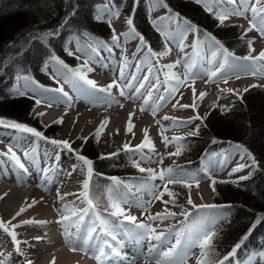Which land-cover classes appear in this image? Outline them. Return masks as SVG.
Instances as JSON below:
<instances>
[{
  "label": "rangeland",
  "instance_id": "1",
  "mask_svg": "<svg viewBox=\"0 0 264 264\" xmlns=\"http://www.w3.org/2000/svg\"><path fill=\"white\" fill-rule=\"evenodd\" d=\"M150 3L153 7V19L156 22L157 27L164 28L166 26L167 28V33L169 32V40L171 41L172 45L174 48H171L170 51H167V55H164L163 58L165 60L162 61H167V59L172 60L173 64L175 65L174 68L169 69L166 67L168 64L162 65V74H164L165 77L173 79V74L176 73H183L184 79L182 80L183 83L180 84L179 86V91L176 92V95H170V99H173V101H177L179 103H183L188 105L189 107L185 108L181 112L185 113V115H189L191 117L190 124L186 127L183 128H176L172 127L169 123L168 120H164L165 117L168 116V114H172L174 112H177L178 110L173 111L171 109H168L169 106L173 103L171 101V104L167 105H162L159 109L155 108V111L153 112L151 108H147L144 105H141L139 100H140V95L136 94L133 98L131 99V91L132 87L128 88L129 93L126 92L124 96L120 95V89L125 88L126 89V84H125V79L121 78V70L124 73V69L128 70L130 68V62L131 59V53L133 50L139 46V50L143 49L144 51H147L145 48H141V45L139 44V39L135 36H130L128 38H125L124 35L121 34V30L125 32L129 31V28L126 24V20L129 18L124 13H119L118 17H112L111 22L113 24V28L115 29V33L117 36H119L120 40L122 43L120 44V47L118 51V57L113 58L108 56V52L104 49L101 48L102 51L105 52V57L107 58V62L103 63L100 61L99 57L95 56L93 59L95 61V64L99 65H105V66H100V72L103 75V82H97L98 85H101L102 87L106 88L109 84H112L113 81L117 82L116 87L111 88L112 95L106 96L107 100L110 102H113L114 106L110 105H105L103 107H91L90 112H95L98 115V119L96 122H94L90 127H88L85 123L80 124L78 127L71 126L69 129H67V136L64 137L63 131L65 129L64 124L66 122V119L68 118V114L71 112V109H73L67 102V99H72L74 98L72 96L75 95L76 97H82V96H91L92 100L94 99V103L97 102L95 101V96L91 94V90L89 87L78 84L77 88H79V91L77 88L73 87L72 83L67 82L65 79L61 77L59 82H64L66 81L68 85L64 83H60L61 86L63 87V90L68 94V97H64L61 93H57L56 91H44L43 89H48V88H37V83H33L32 79L29 81H25L23 79L21 80H16V88H18L21 91H26L27 95L30 96H37L39 99H41V103L37 104V110H34L33 115L39 114L41 117V122L43 124L47 125L50 122L55 124V132L52 134L51 137H46L44 134L43 136L48 138V140L37 138L33 136L32 134H24L20 132H16L15 129L7 128V129H0V153H5L7 152L8 149V143H14L17 145H30L33 148V151L29 154V156L34 158V161L30 159L29 157H26L25 155L19 157L21 162L24 164V168L27 169V171L31 170L33 171V165L38 164L42 161V154L49 153L50 156V161L48 162V167L50 168H55V163L59 159L62 160L64 159L68 154H71L72 159L74 160L73 166H76L77 171L82 172L84 175V181L87 180L88 182L90 181V177L87 175V166L83 164L82 161L77 159V157L72 153L74 152L75 154L77 152L75 151H68L67 149L63 148L62 146H54L49 142V140L55 139V140H60L64 141L67 140L73 149V142L77 141L80 137L82 140H87L89 137H91L92 133L96 130H99V135H98V147L103 155L107 156H115L116 154L122 152L123 150H126L124 148V143L121 144L122 141H125L126 139L134 141V130L132 132H127L125 131L126 127L129 126V123L131 125L134 123V119H132L133 116H136L137 118L141 119L142 117H147L150 119L152 124L157 125L159 129L164 132L165 134H174V133H179L183 132L180 135H177V137H185L188 135H193V133H196V129H200L201 126L203 125L204 118L213 110L214 107H219L220 109H228L229 107L232 106L234 102H236L239 99V95L237 96L235 93H228V95L224 96L223 98L217 100V91L213 87L218 86L222 87V84H228L229 89L231 90H236L237 92H241L244 89H246L251 83V81H255V79H245L246 77H243L241 74H247L250 73L252 75H256L261 79V85H264V67H261L262 74H258V71L256 69V62L253 63L252 61H238L236 59H229L228 65L225 66V68L222 70V72L218 75L216 79H213L212 85H206L208 87H212L213 90L208 89L205 87L204 90H199V85H203L205 82L196 78L193 80L190 77L186 78V73L188 71L187 66L189 64H193L194 66L191 69V73L194 76V74H199L200 77L206 76V65L204 63V58L205 56V51L209 50L212 52L213 50L217 51V56H219L222 60V55L220 49L214 45V42L211 41L209 38L204 39L202 43H199L198 46L194 47L193 53L189 55V58H183V53L186 52V50H183L182 43H184V39L187 38L186 40L189 42V44L193 42V38L195 37V26L194 30L187 31L183 34V36H180L177 34V32H173V24L175 20L172 21H165L162 20L161 18L167 17V8L163 7L162 5H158L154 3V0H150ZM237 6L240 5V0H236ZM105 6L112 8L113 7L108 5H104L100 9H103ZM225 6V7H224ZM223 8H230L232 7L228 3H224ZM114 8L113 10H115ZM107 16V15H105ZM104 16V18H105ZM156 16H159V18H156ZM242 17V19H241ZM251 19V13L248 12L245 14V16H232L229 19H226L224 21V25L227 24H238L239 32H240V37L242 38H248L249 41L252 43L249 45L251 49H254V51H251L249 54H251L253 57L258 53V51L261 49V47L264 45V36L260 34L257 30L253 29L252 31H248L249 25L248 21ZM174 33V34H173ZM94 40L95 44L97 41L103 42L102 40L98 39H92ZM67 44L69 48L76 49L77 51V61H78V66L76 68H82V70L86 73L87 78L92 77V72L94 71V68H90L87 66V68H83L85 65V60H86V55L82 54L80 49L85 48V45L78 40L76 36H70ZM249 44V43H248ZM192 48V47H191ZM190 48V49H191ZM235 50V49H233ZM236 51V50H235ZM173 54H175V57H171ZM104 55V53H103ZM196 55V57H194ZM211 56V54H210ZM259 56H257L258 58ZM212 58V56H211ZM194 61H199L195 63ZM214 62L215 60L212 59ZM261 63L264 64V60H261ZM65 64V63H64ZM217 65V64H216ZM215 65V67H216ZM232 65H236L233 67ZM47 67H45V71L49 70L53 73H56L60 76L59 73L63 75V73L66 71L62 67H60L56 61H53L49 59L47 61ZM68 66V65H67ZM69 67V66H68ZM232 69L233 72H239L235 75L232 76V79L228 78L225 82L224 77H227L226 72L229 71V69ZM90 69V70H88ZM59 70V71H58ZM114 72V74H111L110 72ZM116 70V72L114 71ZM49 72V71H48ZM135 72V71H133ZM132 72V73H133ZM175 72V73H174ZM117 74V75H116ZM25 76V75H21ZM30 77L29 75H26ZM120 76V78H117ZM64 77V76H63ZM31 78V77H30ZM257 78V77H256ZM92 79V78H91ZM121 79V80H120ZM209 80V78H208ZM202 81V82H201ZM172 82H175L173 79ZM191 83H194L191 85ZM222 83V84H221ZM207 84V83H206ZM40 86V85H39ZM172 86H175L172 84ZM235 86V87H234ZM239 86V87H238ZM195 89V95H193L192 89ZM236 88V89H235ZM32 89H36L35 93L32 91ZM69 91V92H68ZM230 91V90H229ZM137 93V92H136ZM204 94L203 97H201V94ZM180 95V96H179ZM179 97V98H177ZM145 98V97H144ZM175 98V99H174ZM216 99L217 103L211 104L209 106V109H206L205 111L202 110V107L206 101L208 102H213ZM120 102H130V105L128 107L124 106H116V103ZM53 102H56L54 104ZM195 104V107L192 105ZM144 109V110H141ZM180 112V111H178ZM43 113V115H41ZM73 115H76V112L72 113ZM131 114V121L129 120ZM49 117L51 120L46 121V118ZM71 117V116H70ZM199 117V118H196ZM121 119L122 121V135L119 136V138L115 139L113 134L117 132V128L113 126V121L115 119ZM189 118V117H187ZM62 120V122H60ZM56 121H58L56 123ZM104 125L103 128H101V125ZM28 126V125H27ZM33 128V127H32ZM142 131V129H140ZM4 132V133H3ZM63 138V139H61ZM151 140L152 145L154 146V151L153 150H144L142 152L135 151L136 146L133 145V142L131 144L128 143L131 149L133 151H130V155L133 156L135 164L139 165V168H144V169H152L157 173V178L152 179V177H143L139 176L135 179L134 186L131 188V191L125 187V185L121 183H115L112 186V193L115 195V197H123L126 202L121 203V207L124 209L125 215H131L133 217H136V219H142L147 220L153 228H158V225H169L172 222L177 224L178 226L183 225V217H188L189 213L194 209V206H199V205H213V202L216 201V191L213 190V186H211V178L210 176L207 175L206 170L213 171L216 167L223 170V178L220 179H225V180H238L240 177H244L248 175L253 167H251L252 162L249 159L248 155L246 152L243 151V149L238 148L236 146H232L226 151L221 152L219 155H214L211 158H209L206 163H204L203 167L196 172H191L188 167L184 166L182 162L179 159V154L178 155H170V153H176L179 149L182 147V140H174V139H169V142H161V141H156V140ZM36 144V145H34ZM50 147H52L50 149ZM13 150V148H12ZM45 150V151H44ZM74 150V149H73ZM14 151V150H13ZM15 152V151H14ZM45 152V153H44ZM79 152V151H78ZM16 153V152H15ZM78 154V153H77ZM54 156L56 158L54 159ZM148 157L147 159H144L143 157ZM70 157V158H71ZM161 157H162V162H161ZM0 173L4 176L3 181H1L0 185L1 187H5V189L9 192V194H17L18 198L21 196L25 195V198L27 197V194L29 192L33 191L35 188H39L38 185L32 186L31 184H25V183H19L17 180L18 178L13 177L11 174L8 173H3L1 170V167L3 165H6V169H10L9 167L13 166V164L8 160L7 157L5 156H0ZM245 165L240 171H233L236 169L239 165ZM11 165V166H10ZM47 167V168H48ZM18 171L22 172L21 169L16 167ZM167 168H172L174 172H187L191 176L196 178V181H198V187L196 181L192 182L191 188H185L187 191H183L180 189L178 184H167V189L170 192L175 193L174 197H170L167 195L166 192H164V186H165V181H161L159 179V171L161 169H167ZM69 169V168H68ZM77 171L71 172L70 176L66 179L65 182H62L61 186H58V189H60V192L62 191L63 196L61 197V201L57 203L56 205H53L51 203H47L44 205V213H41L40 210L33 209L35 204L33 202L28 201L27 205H29V209L33 211L35 214L39 215L42 217V219H46L47 217L45 216H52L56 219L55 224H48V225H42L44 226L43 229H32V236L35 237L37 236V241H41L43 238L45 240L42 241L41 245L45 248V250H40L37 251V249L32 248L30 245L29 247H25V254H28V260H31L32 264H43V258H48L50 255L49 253H52L58 248H63L67 249L71 252L72 246L69 243L65 244H60L59 240L57 238L63 237L64 230L65 228L67 229H73L75 224L74 223H59L57 224V221L61 220L62 216H71L70 211H65L66 206H71L72 208L76 209L77 211H80L81 209H84L83 207H87L88 211L93 212V208H90V206L86 203L84 200V197L82 195L83 193V185L81 188H77L74 185V175L76 174ZM52 172V171H51ZM214 172V171H213ZM23 173V172H22ZM53 173V172H52ZM25 174V175H24ZM28 173H23L20 178L26 180V178H31L33 177H27ZM58 175V174H57ZM68 175V174H67ZM48 177L50 178V174H48ZM58 178V177H57ZM54 177L50 178V181L48 182L49 185L55 184L54 183ZM29 180H26V183ZM35 182V181H34ZM210 182V185H209ZM203 185H206L208 187V192L204 193L203 192ZM57 189V190H58ZM153 190H156L158 193H163L161 199L154 198L153 196ZM54 194V192L52 193ZM79 196V199L77 201H72L75 197ZM189 198L192 200V204L188 203ZM28 199V197L26 198ZM24 199V200H26ZM82 200V203H79ZM28 209V211H29ZM4 210L1 209L0 206V219L3 217L5 219H8L9 215L8 213H3ZM27 211V212H28ZM26 211L23 212L27 213ZM48 213V214H47ZM167 213H174V216H167L165 219H150V217H157L159 214L160 216H165ZM187 213V215H185ZM6 214V215H5ZM85 215V214H84ZM198 216L199 218L195 222L193 226V232L194 234L195 230L198 229L197 225L200 226V229H211V227L221 219L223 216V213L220 210H216L214 208H201L198 211ZM123 217V216H121ZM91 216H89V219ZM76 218L73 216L72 221H75ZM160 220V221H159ZM112 218L110 217V220L108 221L111 228H115V223H112ZM199 222V223H198ZM45 224V223H44ZM70 224H73V227H69ZM108 224V225H109ZM122 226H130L127 224H120ZM148 225V224H147ZM20 228V227H19ZM17 228V230L19 229ZM29 229V230H30ZM142 232H144L143 229H140ZM24 231V228L21 230ZM16 232V231H15ZM17 233V232H16ZM118 234H121V231H117ZM175 231L171 235L173 236V241L177 239L175 236ZM179 233V232H178ZM177 233V234H178ZM20 234V233H19ZM180 235V234H179ZM9 234L5 236V240L8 243V246L11 250L10 254L14 256L12 249H11V242L8 238ZM175 236V237H174ZM24 237H29V236H24ZM48 237H52L53 240L45 242ZM189 238V237H188ZM146 239V238H144ZM149 239V238H147ZM155 242H152L150 244V247H153ZM147 244H149V241H147ZM36 245V244H34ZM174 252L173 255L176 256L174 259L173 256L170 258L172 261H175L176 264H179V262L182 260L183 264H200L201 262V257L205 253L206 249L202 250L198 244L196 246L192 243L190 239L185 241L183 245L181 244L178 246H174ZM167 251V250H165ZM79 253L80 250L74 251V253ZM44 253V254H42ZM30 254V255H29ZM40 257L42 258L40 260ZM187 259H186V258ZM250 261H252V264H264V256H261L260 254H256L252 256ZM14 258V257H13ZM39 258V259H38ZM18 259V257H16ZM137 262L139 264H156V261H151L148 259H138ZM136 262V263H137ZM246 264H249L246 263Z\"/></svg>",
  "mask_w": 264,
  "mask_h": 264
},
{
  "label": "trees",
  "instance_id": "2",
  "mask_svg": "<svg viewBox=\"0 0 264 264\" xmlns=\"http://www.w3.org/2000/svg\"><path fill=\"white\" fill-rule=\"evenodd\" d=\"M107 1L0 0V118L30 124L47 135L55 132V127H45L39 117L33 116L35 103L30 98L15 94L16 76L28 74L42 84L52 86L54 81L44 70L45 61L55 55L75 66L77 60L65 48L72 34L84 42H88L89 36L111 42L112 27L106 20L95 18L98 6ZM112 1L132 17L133 24L146 35L157 51H165L160 34L149 20L147 0H139L134 11V0ZM166 2L172 11L190 20L201 32L212 33L239 54L249 53L248 44L240 37L237 26L220 24L213 13L194 0ZM73 11L75 15H71ZM65 18H68L67 24H63ZM48 32L59 34L48 36L46 43L36 38ZM242 97L240 102L227 110L215 107L205 118V124L197 135L184 140L179 153V158L189 162L191 169L195 170L204 153L239 142L251 151L258 163L246 176L247 179L235 182L215 180L216 201L230 205L225 207L226 218L212 236L211 249H207L203 259L205 264H214L218 258L226 256L249 229H252L251 234L238 249L239 258L247 256L250 251L264 250V220L256 223L260 217H264V86L251 88ZM98 138L95 133L87 140L79 139L75 146L92 160L94 199L109 209L111 203L103 193L107 181L101 174H117L130 181L125 174L136 173L138 169L126 153L115 157L103 156L98 147ZM178 186L187 191L183 184ZM226 263L232 264L231 260Z\"/></svg>",
  "mask_w": 264,
  "mask_h": 264
},
{
  "label": "snow or ice",
  "instance_id": "3",
  "mask_svg": "<svg viewBox=\"0 0 264 264\" xmlns=\"http://www.w3.org/2000/svg\"><path fill=\"white\" fill-rule=\"evenodd\" d=\"M138 3H139V0H134L133 11L135 9V5H137ZM154 3L158 4V5H162L165 8H168V5L166 3H164V0H154ZM196 3L204 4L206 11L213 13L216 16V19L219 21L220 24H223L226 19H229L232 16H245L246 13L250 12L251 13V19H249L248 31H252L253 29H255L258 32H260V34L262 36H264V0H240L239 6H237L236 0H196ZM224 3H228L232 7L223 8L222 5ZM168 11H169V13H171V15L164 17V18H161V19L165 20V21L175 20L177 22V29H176L177 34H179L180 36H183V34L185 32L190 31V30H194V26L191 25L190 21H188V20L180 21V14L179 13H172L171 9H168ZM71 15H75V11H73L71 13ZM105 15H107L109 17L107 22L109 23V25H111V18L119 16V9L113 10L112 8L105 6L103 9H98L95 18L97 20H102V19H104ZM67 23H68V18H65V20L63 21V24H67ZM153 23L155 24L156 22L154 21ZM126 24L129 28V31L123 33L124 37L128 38L130 36H135L140 40L141 48H145V47L147 48V55L144 57V61H149L153 57L167 55L166 51L165 52H159V53L154 52L152 50V48L147 45L146 41L144 40V37L140 33L136 32L131 16L126 20ZM61 26H63V25H61ZM157 31H161L162 34H166L167 28H166V26L163 29L160 27H157ZM112 32H113L112 47H109L107 43L97 41L95 47H93V45H87L86 48H81L80 49L81 53L86 55L88 58H92L93 55L98 56L101 48H107L109 53H111L113 51V47L118 46V42L120 39L119 36H117L115 34V29H112ZM58 34H59L58 32H48V33H44L42 36L36 37V38H39L46 43L48 36L58 35ZM209 39L211 41H213L214 45L217 46L219 49H223V55H222L223 63L217 64L215 69H212L209 72L205 73V75H209L210 77L215 78V77H218V75L222 72V70L225 68V66L228 65L229 58L232 57L233 54L231 52H228L227 49H224L223 45H221L220 42L218 40H216L215 37L209 36ZM199 43H200L199 40H197L196 45H194V47L198 46ZM248 43L250 45L252 42L248 41ZM251 51H254V49L249 48V52H251ZM69 54L72 55L73 53H69ZM211 56H212V59L215 60L217 57V51L213 50L211 52ZM234 59H237V60L242 59V60H246V61H252L253 63H255L257 59L264 60V51H261L259 53L258 58L253 57L251 55H248V56L242 57V58L235 57ZM51 60L56 61L60 67H62L63 69L66 70L63 73L64 79L67 82L72 83L74 88H77L78 84H82L85 86H89L94 91H99L102 93H108L109 95H111V93H110L111 88L118 86L117 82L113 81V83L109 84L106 88H98L95 81L87 78V75L82 70V68H69L66 64H64V61L60 60L59 57H57L55 55H53L51 57ZM193 66H194L193 64H189L187 66L188 71L186 73V78L190 77L191 79L194 80L196 77L193 76L191 73V69ZM232 66L235 67L236 65H232ZM166 67L171 69V68H174L175 65L174 64L173 65H167ZM83 68H87L86 63L83 66ZM88 70H90V69H88ZM121 77H123V71H121ZM52 78L55 80L56 76H53ZM16 79L18 81L21 79H23L25 81H29L31 78L26 76V75L25 76L17 75ZM133 79H135V78H133ZM144 79L146 82L148 77H145ZM224 79L226 82L227 77H224ZM32 82L35 83L34 81H32ZM57 83H59V81H57ZM181 83H183V81H180V80L176 81L177 85H179ZM42 87L43 86L37 85V88H42ZM143 87H144V84H140V88H143ZM43 90L44 91H53V89H43ZM77 90L79 91V88H77ZM13 91L15 92V94L20 95V96L27 95L26 91H21L18 88L13 89ZM32 91L35 93L36 89H32ZM54 91H56L57 93H61L64 97H68V94L63 91L62 86L57 87L56 89H54ZM136 91L139 92V89H137ZM171 91L174 93L175 87H173L171 89ZM192 91H193V95H195V89L194 88L192 89ZM120 95L121 96L125 95L123 88L120 89ZM203 95L204 94L202 93L201 97H203ZM149 98H150V94H149ZM159 99L164 100L166 98L164 96H161V97H159ZM35 103L40 104L41 99H39V98L35 99ZM144 103L147 105L148 99H145ZM120 106L122 107L123 105H120ZM192 106L195 107V104H193ZM183 107L187 108L189 106L183 105ZM141 110H144V109H141ZM154 111H155V109H153V112ZM41 115H43V113ZM196 118H199V117H196ZM165 119H168V117H165ZM129 120L131 121V114H130ZM60 122H62V120ZM183 123L186 126V124L188 122H183ZM0 126L15 129L20 133H29V134H32L33 136L37 137V138L48 140V138L43 136L42 132L36 130L35 128L27 126L23 123L5 120L3 118H0ZM103 126L104 125L102 124L101 128H103ZM132 127L133 126L131 125V123H129V127L127 129L128 132H132ZM198 131H199V129L197 128L196 132H198ZM193 134H195V133H193ZM97 135H99V132L97 133ZM173 139L174 140H182L184 138L183 137H174ZM164 140L167 143L168 138L165 137ZM49 142L53 145L62 146L63 148L67 149L70 152L75 151L72 149L71 144L67 140L60 141V140L52 139V140H49ZM236 147L242 148V146H239V145H237ZM124 148L126 150L133 151V149H131L128 144H125ZM144 148H149L150 150L154 151V146L152 145L151 141L147 138V136H146L145 140L140 145L136 146L135 151L142 152ZM243 151L246 152V154L248 155L249 159L252 162V165L258 166V163H257L255 157L252 156L251 153H247V150H243ZM178 154H179V149L176 153H170V155H178ZM24 155L26 157H29L30 159H32L33 162H35L34 158L29 156V153L25 152ZM0 156L7 157L8 160L13 164L14 168L18 167L19 169H21L25 172L27 171V169L24 168V164L21 162L20 158L12 150L11 145H9L8 151L5 153H0ZM143 158L147 159L148 157L145 156ZM77 159L82 161L83 164L87 166V175H88V177H91V175H92V161L87 159L86 157L80 156V155H77ZM161 162H162V157H161ZM0 163H2V161H0ZM136 166L139 168L138 164ZM243 167H245V165H243V164L239 165L233 171H240ZM41 171L45 175H47V172H48L47 169H41ZM139 171H141V172L148 171L152 174V179L157 178V173L152 169L139 168ZM158 176H159V179L161 181H165L164 192H166L167 195H169L170 197H174L175 193L168 191L167 184H183L184 187L191 188L192 182L196 181V178L191 176L189 173L183 172L182 170L179 172H174V170L172 168L161 169L159 171ZM113 179H115V178H113ZM240 179H247V177H240ZM196 183H197V187H198V181H196ZM215 183H216V181L213 180L212 181L213 190H215L214 189ZM88 189H89V183L87 180H85V182L83 183V190L84 191H83L82 195H83L86 203L91 208L94 209L95 204L93 203L92 199L89 198ZM162 195H163V193H158L156 190H153L154 198L161 199ZM109 200L111 202V208L114 210L112 212L113 216H118V217L123 216L125 219H127L129 221L135 222L136 217H133L131 215H125L124 209L121 207V203L126 202V200L123 197L118 196V197L113 198L110 195ZM188 203L192 204V200L190 198L188 200ZM200 207L214 208L217 206L216 205H202ZM65 211H70L71 216H62L60 222L66 223V224L67 223H74L77 227L76 233L69 232L67 228H65V230H64L65 239L72 246L73 251L80 250V251L88 252L89 246L91 244L92 247L95 249V258L98 261L101 260V258L106 257V256L114 255L116 257H121V253L118 250V246L120 244V241L117 240L116 233L112 229L109 228V226H108L109 222L107 220L101 218L99 216V213L96 214V218L92 220L91 225L89 227H87L86 231L83 233V235H81V233L79 231V223L83 222L84 214L87 212V210L85 209L83 211H77L76 209L72 208L71 206H66ZM174 215H175L174 213H167V215H165V216H160L158 214L157 217H150V219H161L162 220V219L167 218V216H174ZM185 215H187V213H185ZM73 216L76 218L75 221H72V219H71V217H73ZM260 220H264V217H260L256 221V223L257 224L260 223ZM97 225L100 226V232L103 233L104 236L110 237V240L104 239L103 236L96 237ZM18 226L19 225H17V227ZM137 227L139 229L145 230L144 232H140L138 234V236H137L138 240H142V239L146 238V236H151V239H154V240H161V238L163 236V233L155 234L156 230L154 228H151L147 224H139V225H137ZM254 227H255V224L253 225V228ZM0 228H3L4 231L10 235V237L12 238L13 244H14L15 251L20 256H22V253H20V249H19L20 241L17 239V233L15 231L8 232V228L4 227L2 222H0ZM251 231H252V229H249V232L246 233L241 238L240 243H237L235 245V247L233 248V250L229 254V256H235L236 249H239L241 247V244L245 240H247L248 235L251 234ZM213 235H214V231L212 229H208V228L197 229V230H195L194 234L189 236V239L192 241L193 244H198V246L202 250L211 249V239H212ZM74 241H79V243H75ZM113 242H115L116 246H114ZM180 243H181V240L179 238H177L176 245L179 246ZM106 249H107V251H105ZM149 251H152V249L150 248ZM173 252H174V249L170 248L168 251H165L161 255H158L156 257V264H176L175 261H172L170 259L173 256ZM260 255L264 256V253H260ZM121 259L127 261L128 264H134V259L128 260V258L126 256L121 257ZM228 259H229V257L226 256L222 260H219L217 262V264H225V261H227ZM2 264H10V257L8 258L7 261L2 262ZM26 264H32L31 260L26 261ZM179 264H183V261L181 260L179 262ZM200 264H205V262L201 261ZM208 264H210V262H208ZM249 264H252V262L249 261Z\"/></svg>",
  "mask_w": 264,
  "mask_h": 264
},
{
  "label": "bare ground",
  "instance_id": "4",
  "mask_svg": "<svg viewBox=\"0 0 264 264\" xmlns=\"http://www.w3.org/2000/svg\"><path fill=\"white\" fill-rule=\"evenodd\" d=\"M158 18V17H157ZM242 19V17H241ZM124 31L121 30V34L123 35ZM187 38L184 39V43H182V47L183 50H186L185 53H183V58H189V55L193 52V49H190L192 47V44L186 40ZM264 48V45L262 46ZM261 47V49H262ZM205 58H204V63L207 66L206 67V72H209L210 70L215 68V65L218 62V59H216L214 62L212 61V58L210 56L211 51L206 50L205 51ZM172 58L175 57V54H173L171 56ZM174 59V58H173ZM172 60L167 59L166 62L162 61L161 65H173V62H171ZM91 62V67L90 68H94V71L91 73L92 74V79L91 80H95L97 82H103V75L98 72L100 71V66H105V65H99V64H95V61L93 58L90 59ZM130 62V69L133 67V62L132 59ZM149 68H151V72L150 74L148 73ZM122 71V70H121ZM108 72H110L108 70ZM129 71L127 70L126 74L122 77L126 80V82L128 83L129 86H126V89L123 88L124 92H128L129 93V89L132 87V91H131V99H134L133 97L136 94H139L142 96H148L147 94H144L145 89L142 88L141 90H139V92H137L136 88L137 85L139 83L140 80H144V78L146 77V75L148 76V79L146 81V84H149V82H154V89L152 90V93H154L153 98H147L148 99V106L151 107L153 106L154 102L156 101V97L159 96V93H161V77L162 75H160V70L158 67V64L155 63V60H153L151 63L147 64L146 66L144 64H142V69L140 70V72H138L135 75V72L132 73V79L131 81L133 82H128L130 80V77L128 76ZM148 73V74H147ZM175 73V72H174ZM184 72L181 73H176L173 74V79H175V82L173 83L175 86V92L178 90L179 85L176 84L177 80L182 81L184 79L183 76ZM60 76L57 74L58 78L61 79V77L64 79L63 75L61 73H59ZM247 78L246 79H255V81H251V82H256L258 78H256V75H252L250 73H247ZM135 78V79H133ZM156 78H158L156 80ZM200 80L202 81H206L203 85H199V90H204L205 91V87H207L208 89H216L215 91H217V100L223 98L224 96L228 95V93H230L228 84H222V87L215 86V87H208L206 85H212V80L216 79L210 77L209 75H206L204 77H199ZM209 78V80H208ZM157 81V82H156ZM201 81V82H202ZM66 82V81H65ZM96 82V85L98 88H103L101 85H98V83ZM207 83V84H206ZM67 84V82H66ZM194 83H191V85H193ZM68 85V84H67ZM213 86V85H212ZM89 87V86H87ZM235 87V86H234ZM89 89L91 90V94H93L95 96V102L94 103V99L92 100V97L89 96H82V97H76L75 95L72 94V96L74 98L72 99H67V102H69L68 104L73 108L71 109V112L68 114V118L66 119V122L64 124V137H68L67 135V129H69V127L74 126V127H78L80 126V124H86L88 127H90L94 122H96V120L98 119V114L95 112H90V108L91 107H103L105 105H110V106H114L113 102H110L107 100V95L110 96L108 93H102L99 91H94L92 90L90 87ZM137 92V93H136ZM174 92V93H175ZM173 93V92H172ZM112 95V94H111ZM151 95V94H150ZM180 96V95H179ZM179 98V97H177ZM54 104H56V102H53ZM217 103L216 99L213 102H208L206 101L202 107V110L205 111L206 109H209V106H211V104ZM171 104V103H170ZM123 105L124 107H128V105H130V102H120L118 101L116 103V106H120ZM146 105V104H145ZM183 103H179L177 101H173V103L169 106L168 109H171L173 111L174 110H178L180 112H174L172 114H168V119L164 120H168L170 125L172 127H176V128H183L186 127L190 124L191 121V117L188 115H185V113L181 112V108L182 110L185 109V107H183ZM160 111V110H159ZM76 112V115H73L72 113ZM71 116V117H70ZM189 117V118H187ZM132 119H134V123L132 124V130H134V141H130L128 139H126L125 141H122V143L125 144H131L133 142V145H140L146 138L148 139H152V140H156V141H165L164 138L167 137L169 142V139H173L174 137H177V135L182 134L183 132H179V133H170V134H165L164 132H162L159 127L157 125L152 124V122L150 121L149 118L147 117H142L141 119L137 118L136 116H133ZM51 119L49 117L46 118V121H50ZM58 121H56L57 123ZM183 122H188L185 126V124ZM113 126L115 128H117V132H115L113 134L114 138L117 139L119 138V136L122 135V121L121 119L117 118L113 121ZM128 127H126L125 131L128 132ZM79 128V127H78ZM0 129H7L3 126H0ZM140 129H142V131H140ZM95 132H99V130H96ZM4 133V132H3ZM24 134H28V133H24ZM63 139V138H61ZM151 141V140H150ZM17 145V144H15ZM56 146V145H54ZM52 147H50L51 149ZM20 150L22 153L27 152V153H31L33 151V148L26 144L23 145V147ZM45 151V150H44ZM45 153V152H44ZM71 154H68L66 156V159H62L61 161L58 162L59 166L56 164V170L55 173L53 172V168H49L48 167V162L50 161V156L49 153L47 151V153L42 154V161L38 164L33 165V171L29 170L28 171V175H26L27 177H33V179L31 180V178H26V180H29L26 183V180L20 178L22 176V172L18 171L17 168H14L13 166L9 167L10 169H6V165H3V167H1V170L3 171V173H8L11 174L13 177L18 178V182L19 183H25V184H31L32 186L38 185L39 188H35L33 191L29 192V194H27L28 199L25 198V195L21 196L20 198H18L17 194H9V192L5 189V187H1L0 185V206L1 209L4 210L3 213H8L9 215H7L9 218L5 219V218H1L0 222L3 223L4 227L8 228V232L11 231H16L17 232V239L20 241L19 244V249H20V253H22V256H20L14 249V244L12 241V238L10 237V235L8 236L12 246V252L14 254L11 255L10 252V248L8 246V243L5 240V236L8 235V233H6L4 231L3 228H0V264H2V262L7 261L8 258L10 257V264H26V261H28V257L25 256V254L23 253V246L26 245L25 241L31 242L32 243V248L37 249V251L40 250H45V248L41 245L42 241L45 240V238H43L41 241H37V236L35 237H31L32 233H31V229H43L44 226L42 225H48V224H55L56 221L54 219L55 218L52 216H45L47 217L46 219H42V217H40L39 215L35 214L33 211H31L29 208V205H27L28 201L33 202V204H35L36 206H34L33 209L36 210H40L41 213H44V205L47 203H51L53 205H56L57 203H59L61 201V197L63 196L64 193H62V191H60V189H58V186H61L62 182H65L66 179L64 178H68L70 176L71 172L77 171L76 166H73L74 160L71 157ZM71 157V158H70ZM56 158V156H54V159ZM48 167V168H47ZM69 168V169H68ZM41 169H47V175H45ZM52 171V172H51ZM68 171H71L70 173H68ZM220 171L223 173V170L220 169ZM1 172V171H0ZM221 173V176L223 175ZM48 174H50V178L55 177L54 183L52 185H49L48 182L50 181V178L48 177ZM58 174V175H57ZM68 174V175H67ZM25 175V174H24ZM58 177V178H57ZM223 178V176H222ZM4 176L0 173V183L1 181H3ZM35 181V182H34ZM83 181H84V175L82 174V172L77 171L76 174L74 175V185L79 189L81 188V186L83 185ZM210 184V182H209ZM58 189V190H57ZM54 192V194H52ZM203 192L207 193L208 192V187L206 185H203ZM26 199V200H24ZM72 201H76V198L72 199ZM81 203V202H79ZM29 209V211H28ZM86 208L82 209L81 211L85 210ZM27 212L25 213V215L23 214V212ZM48 214V213H47ZM6 215V214H5ZM73 217H71L72 219ZM120 219L123 220V218H118V220H115V224L118 225V223L120 222ZM61 220L57 221V224L60 223ZM160 221V220H159ZM88 212H86V217L84 218L83 221V225L81 227H79V231L81 233V235H83V233L85 231H83V227H87L88 225ZM45 223V224H44ZM17 225H19L17 227ZM60 225V224H59ZM73 224H70L69 227H73ZM20 227V228H19ZM165 227V226H163ZM17 228H19L17 230ZM24 228V231H21ZM120 228H122L120 226ZM166 228V227H165ZM30 229V230H29ZM123 229V228H122ZM72 232H74V228L73 229H69ZM116 231V229H114ZM69 231V232H70ZM130 229H126L125 233L127 232V234L130 233ZM77 232V230L75 231ZM100 230L97 228V233L99 234ZM20 233V234H19ZM24 236H29V237H24ZM125 236H123L124 238ZM59 240L60 244H65L68 243L67 240L65 239V235L63 237L57 238ZM95 239V238H94ZM53 240L52 237H48L47 240L45 242L51 241ZM79 243V241H78ZM36 244V245H34ZM130 244V243H128ZM152 244V242L150 243ZM91 245V244H90ZM144 247H147L150 249L149 245L147 243H143ZM152 251H156L157 249H155L154 247L151 248ZM118 250L121 253V249L118 248ZM91 249L89 248L88 252H84V251H80L79 253H74L69 251L68 248L67 249H63V248H58L55 251H53L52 253H49V257L48 258H43V264H106V257L102 258V261H98L96 259H92L93 254L90 253ZM150 251V252H152ZM44 254V253H42ZM114 256V255H113ZM14 257V258H13ZM16 257H18V259H16ZM147 257V256H146ZM145 257H142V259ZM39 259V258H38ZM42 258L40 257V260ZM112 260V259H111ZM120 263L121 264H127V261L125 262L124 260L120 259ZM135 264H139L138 262L136 263V261H134ZM117 264V263H114Z\"/></svg>",
  "mask_w": 264,
  "mask_h": 264
}]
</instances>
